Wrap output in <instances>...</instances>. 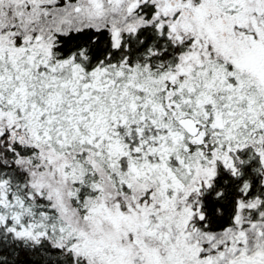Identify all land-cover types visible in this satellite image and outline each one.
<instances>
[{
  "label": "snow or ice",
  "instance_id": "obj_1",
  "mask_svg": "<svg viewBox=\"0 0 264 264\" xmlns=\"http://www.w3.org/2000/svg\"><path fill=\"white\" fill-rule=\"evenodd\" d=\"M0 264H264V0H0Z\"/></svg>",
  "mask_w": 264,
  "mask_h": 264
}]
</instances>
